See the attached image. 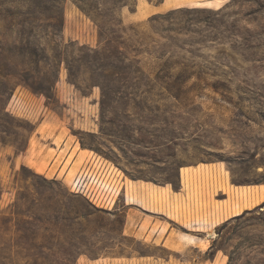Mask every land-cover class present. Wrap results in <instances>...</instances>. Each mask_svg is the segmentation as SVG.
Segmentation results:
<instances>
[{"label":"rangeland","instance_id":"374dc122","mask_svg":"<svg viewBox=\"0 0 264 264\" xmlns=\"http://www.w3.org/2000/svg\"><path fill=\"white\" fill-rule=\"evenodd\" d=\"M174 1L183 5L170 10L228 5L236 29L185 47L212 76L200 96L175 100L153 76L138 96L118 94L87 50L98 29L75 0H0V264H264V0ZM127 4L118 17L129 35H149L148 18L170 11ZM65 141L84 154L69 187L44 173ZM123 171L173 192L182 180L172 207L127 197L152 211L168 205L172 220L134 207L130 223L168 224L198 247L168 257L148 246L151 236L125 231Z\"/></svg>","mask_w":264,"mask_h":264},{"label":"trees","instance_id":"16d2710c","mask_svg":"<svg viewBox=\"0 0 264 264\" xmlns=\"http://www.w3.org/2000/svg\"><path fill=\"white\" fill-rule=\"evenodd\" d=\"M89 1L73 2L78 11L88 17L98 29L97 49L87 50L94 52V61L102 73L101 77L104 75L109 79V85H121L116 90L118 94L131 91L129 94L138 96L136 92L153 76L167 96L174 100L191 95L200 96L205 87L209 86L207 80L212 75L208 74L209 70L205 67L196 68L194 59H203L198 55L200 51L185 47L194 48L198 45L206 48L208 40L222 41L226 39L225 34L234 35L236 32L234 26L227 27L226 18L229 15L224 13L228 8L225 5L218 10L180 8L155 14L145 24L149 35L138 32L136 28H129V35L118 17V8L129 6L127 0ZM148 2L156 6L163 0ZM197 22L203 23L205 28H200L196 25ZM153 36L157 38L154 39ZM180 36L187 38L185 43L180 41ZM196 36L200 38H195ZM141 56L149 58L151 67L140 66ZM109 85L102 86V89L110 92ZM124 174L130 180H139L132 179L125 172ZM179 186L178 183V189ZM231 261L232 258L229 257L228 264Z\"/></svg>","mask_w":264,"mask_h":264},{"label":"crops","instance_id":"0c3cea01","mask_svg":"<svg viewBox=\"0 0 264 264\" xmlns=\"http://www.w3.org/2000/svg\"><path fill=\"white\" fill-rule=\"evenodd\" d=\"M181 5H175L174 0H170L169 2H167V0H164V2L158 6L147 5L146 15H150V14L157 13V12H165L174 7H179ZM66 144H67V141H65L63 146L59 148V151L56 154V156L50 162H48V169L44 173L51 175L52 177L60 179L64 185L69 187L72 181L74 185V181L76 180L75 179L76 175L74 174L76 163L80 160L81 157L84 156V154H83V150H80V149L77 150V147L75 144H70L68 145V147H66ZM53 150L56 151V149H53ZM72 173L74 175L70 176V174ZM119 182H120V195L123 197L124 206L122 207V210H120V208L116 210L118 213H124L125 215V231L126 232L127 231L131 232V234L133 235L140 233L141 238H143L144 241H146V238L148 236H151L150 240L148 241V246L160 248L165 253H167L168 257H171L173 256V254L178 253L182 250H185L186 248H189L191 246L194 248L198 247L196 242H189L185 238H181L177 234V231L174 228L170 227L168 224H164V223L156 224L154 222L155 220H151L152 225L153 226L157 225V228L152 230V228L149 227L146 230H142V226L140 225L133 226V224L130 223L131 217L134 215V211H133L134 207H140L144 211H148L149 214H151L154 218L155 216L162 215L166 217L167 219H171L168 215V212H170V207H168V205L166 206L164 204L163 205L161 204L160 206L159 204V207H157V210L152 211V210H149L148 208H144V206L142 207L141 204H138L135 202H127V197L128 196L135 197L136 195V197L142 198V201L144 200L145 202H147L146 205L150 206L153 204L150 201L151 198L149 197L151 195H156L163 200L167 199L172 207V205L176 203V197L179 196L180 194L182 195L185 194L184 193L185 186L182 180H180V186H179L180 190L178 192H173L170 188H168V186L154 185L152 181H149V180L133 181L123 176L120 178ZM135 190L138 193H136ZM198 251L201 252L200 249H198ZM206 251L202 253L204 254L206 253ZM146 258L152 259V258H155V255L149 254ZM214 258H216V254L214 255ZM113 260H116V259H113ZM125 260H126L125 264H132V262L130 263L128 261L132 259L126 258ZM86 264H102V262L97 261L95 263L89 262Z\"/></svg>","mask_w":264,"mask_h":264},{"label":"bare ground","instance_id":"6f19581e","mask_svg":"<svg viewBox=\"0 0 264 264\" xmlns=\"http://www.w3.org/2000/svg\"><path fill=\"white\" fill-rule=\"evenodd\" d=\"M216 1H221V0H216ZM220 3V2H219ZM202 5L209 6L211 4V1H204L201 3ZM80 165V164H79Z\"/></svg>","mask_w":264,"mask_h":264},{"label":"water","instance_id":"95a60500","mask_svg":"<svg viewBox=\"0 0 264 264\" xmlns=\"http://www.w3.org/2000/svg\"><path fill=\"white\" fill-rule=\"evenodd\" d=\"M163 2H164V0H163ZM163 2H162V3H163ZM162 3H161V4H162ZM156 6H158V5H156Z\"/></svg>","mask_w":264,"mask_h":264}]
</instances>
